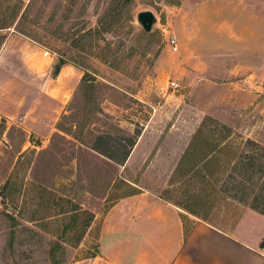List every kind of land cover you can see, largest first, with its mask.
Returning a JSON list of instances; mask_svg holds the SVG:
<instances>
[{
  "label": "rangeland",
  "instance_id": "rangeland-1",
  "mask_svg": "<svg viewBox=\"0 0 264 264\" xmlns=\"http://www.w3.org/2000/svg\"><path fill=\"white\" fill-rule=\"evenodd\" d=\"M13 31L68 65L71 81L48 101L0 78V264L94 256L107 210L141 189L189 205L168 184L200 125L253 158L228 163L222 192L193 209L224 232L246 217L254 233L243 235L264 249V212L251 209L264 204V0H0V44ZM14 91L24 102H7ZM127 139L122 163L93 149L120 158Z\"/></svg>",
  "mask_w": 264,
  "mask_h": 264
},
{
  "label": "crops",
  "instance_id": "crops-1",
  "mask_svg": "<svg viewBox=\"0 0 264 264\" xmlns=\"http://www.w3.org/2000/svg\"><path fill=\"white\" fill-rule=\"evenodd\" d=\"M5 59H9V65L17 60L15 68L6 66ZM0 62L1 81L8 80V87H23L26 92L21 94L28 97L41 95L50 101L56 94L52 85L57 80L67 87L71 81V77H62L68 65L62 64L56 70L49 51L14 31L2 39ZM260 71L258 67L255 69L256 79ZM32 82H37L38 91L32 90ZM213 86L222 85L214 83ZM231 86L223 84L228 92ZM4 95L7 102L10 100L16 105L24 102L18 91ZM28 103H32L30 98ZM27 114L30 116L25 112L22 119ZM184 216L179 207L164 197L141 189L112 204L102 219L96 253L76 264H264V249L259 239L249 240L241 231L254 233L246 225V217L239 220L236 231L224 232L189 213Z\"/></svg>",
  "mask_w": 264,
  "mask_h": 264
},
{
  "label": "trees",
  "instance_id": "trees-1",
  "mask_svg": "<svg viewBox=\"0 0 264 264\" xmlns=\"http://www.w3.org/2000/svg\"><path fill=\"white\" fill-rule=\"evenodd\" d=\"M56 70H59V67H56ZM204 130L201 125L196 129L173 170L168 184L170 187L179 186L180 189H183L184 197L190 201V204L183 206L177 204L171 198L165 199L187 213L210 224L205 215L193 208L202 205L206 206L208 202H214L216 195L222 192L216 188L221 173L227 170V165L238 160V158L243 162L250 161L253 156H249L245 152L241 156H237L236 149L232 148L228 143V138L216 140L212 136L214 129L206 131V134L203 133ZM104 140H110V138H99L98 143L101 141L108 145L109 141L105 142ZM126 142V147L122 145L118 148V150H123L120 158L110 153V149H100L98 145H94L93 149L116 163H122L129 156L136 140L127 139ZM220 199L226 202L227 198ZM251 209L262 213L264 212V204L261 207L257 205L251 206Z\"/></svg>",
  "mask_w": 264,
  "mask_h": 264
},
{
  "label": "water",
  "instance_id": "water-1",
  "mask_svg": "<svg viewBox=\"0 0 264 264\" xmlns=\"http://www.w3.org/2000/svg\"><path fill=\"white\" fill-rule=\"evenodd\" d=\"M137 20L145 32H150L155 17L150 11H143L137 14Z\"/></svg>",
  "mask_w": 264,
  "mask_h": 264
},
{
  "label": "built area",
  "instance_id": "built-area-1",
  "mask_svg": "<svg viewBox=\"0 0 264 264\" xmlns=\"http://www.w3.org/2000/svg\"><path fill=\"white\" fill-rule=\"evenodd\" d=\"M171 44L174 46V41H171ZM174 48H175V46H174ZM176 49V48H175ZM171 86L173 87V88H176V83L175 82H172L171 83Z\"/></svg>",
  "mask_w": 264,
  "mask_h": 264
}]
</instances>
